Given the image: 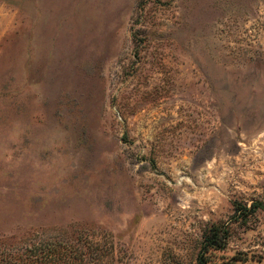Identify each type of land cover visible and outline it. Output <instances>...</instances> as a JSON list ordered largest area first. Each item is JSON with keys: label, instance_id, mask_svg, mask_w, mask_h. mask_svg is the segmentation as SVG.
Returning a JSON list of instances; mask_svg holds the SVG:
<instances>
[{"label": "rangeland", "instance_id": "rangeland-1", "mask_svg": "<svg viewBox=\"0 0 264 264\" xmlns=\"http://www.w3.org/2000/svg\"><path fill=\"white\" fill-rule=\"evenodd\" d=\"M199 260L264 264V0H0V264Z\"/></svg>", "mask_w": 264, "mask_h": 264}, {"label": "trees", "instance_id": "trees-1", "mask_svg": "<svg viewBox=\"0 0 264 264\" xmlns=\"http://www.w3.org/2000/svg\"><path fill=\"white\" fill-rule=\"evenodd\" d=\"M252 205H255V203H253ZM224 243H225L224 237L219 236L218 238V233L213 232V236L211 237V239L207 238L204 247H212V248L220 249L223 247ZM199 264H207V263H205L203 260H199Z\"/></svg>", "mask_w": 264, "mask_h": 264}]
</instances>
